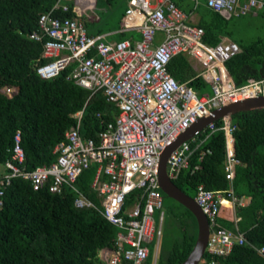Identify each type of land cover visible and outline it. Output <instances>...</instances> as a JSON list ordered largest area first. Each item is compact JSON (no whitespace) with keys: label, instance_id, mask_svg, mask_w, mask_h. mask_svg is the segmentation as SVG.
I'll list each match as a JSON object with an SVG mask.
<instances>
[{"label":"built area","instance_id":"2783aa9c","mask_svg":"<svg viewBox=\"0 0 264 264\" xmlns=\"http://www.w3.org/2000/svg\"><path fill=\"white\" fill-rule=\"evenodd\" d=\"M196 7L200 0H189ZM206 7L224 17H240L261 11L264 0H201ZM93 0H55L40 13L36 29L28 38L42 42L41 57L46 61L35 67L41 79H51L68 69L65 79L88 90L99 91L117 108L111 122L97 133V140L79 133L82 110L71 115L74 124L63 135L48 165L32 170L23 166L19 131L13 136L10 157L0 164V205L5 187L12 178L29 182L33 190L46 188L60 194L64 189L74 194L76 208L92 207L115 228L111 248H103L98 257L105 264H146L149 245L156 264L158 240L163 220L162 195L157 184L158 156L198 118L229 103L264 97V78L249 79L234 86L224 63L239 52L238 45L222 40L215 45L202 42L203 30L191 24L188 16L171 0H126L120 30H135L137 40L106 41L104 34L88 35L82 20L92 10ZM70 13V17L60 14ZM161 39L155 42V35ZM184 54L198 66V75L207 81L209 93L197 96L184 83H178L166 67L170 59ZM9 93L10 89L5 88ZM225 178L232 179V167L239 164L233 155L230 118L223 117ZM216 128L213 122L200 133L203 138L181 142L166 158L165 172L171 180L188 165L190 141L200 143ZM91 164L95 172L90 188L100 206L93 204L74 185L77 177ZM103 177V178H102ZM139 193L130 206H124L128 193ZM193 200L208 224L202 256L196 264H219L217 258L228 254L233 245L245 242L234 226L224 229L216 224L220 206L232 208L246 202L231 188L206 190L197 185ZM237 218L233 215L234 225ZM253 247V246H252ZM264 259V245L253 247Z\"/></svg>","mask_w":264,"mask_h":264},{"label":"trees","instance_id":"16d2710c","mask_svg":"<svg viewBox=\"0 0 264 264\" xmlns=\"http://www.w3.org/2000/svg\"><path fill=\"white\" fill-rule=\"evenodd\" d=\"M171 1L186 15H197L194 25L203 30L204 44L211 46L230 40L238 45L239 52L224 63L234 86L244 85L249 79L264 78V29L257 33L251 30L256 26V17L264 20L263 12L226 18L202 1L196 7L189 0ZM54 2L0 0V164L10 157L16 130L24 154L23 166L32 170L54 161L55 145L75 122L72 114L82 110L79 133L82 138L96 141L97 133L117 113V108L99 91L90 93L67 81L68 69L46 80L36 74L35 67L46 60L41 57L42 42L29 39L28 34L36 29L38 15L48 11ZM125 2L100 0L101 8L109 11ZM95 20H82L88 35L111 31L96 27ZM116 35L119 40L128 36L123 32ZM166 69L176 82L184 83L197 96L209 93L185 55L173 56ZM5 88L10 92L6 93ZM221 123L220 119L214 121L216 129L202 142L190 141L188 165L171 181L190 197L197 185L206 190L231 188L236 197H246L245 205L235 207L234 212L230 208L237 221L234 225L231 219L228 227L233 230L235 226L245 242L233 245L217 261L219 264H264L253 248L264 245V109L230 116L234 126L233 155L239 161L232 167L231 181L223 171L225 147L223 131L219 129ZM203 136L199 132L195 138ZM94 172L95 165L91 164L74 185L99 207V197L90 188ZM159 192L164 207L161 235L171 237L165 252L157 250L156 264H179L193 246L196 222L187 209ZM138 193V190L128 193L124 206L131 205ZM73 199L74 194L68 189L60 194L50 193L46 188L33 190L28 181L12 178L4 189L0 205V264H102L98 252L112 247L115 228L96 209L76 208Z\"/></svg>","mask_w":264,"mask_h":264},{"label":"water","instance_id":"95a60500","mask_svg":"<svg viewBox=\"0 0 264 264\" xmlns=\"http://www.w3.org/2000/svg\"><path fill=\"white\" fill-rule=\"evenodd\" d=\"M253 109H264V97L257 96L248 98L245 100L226 104L217 109H213L206 116L198 118L193 124L189 126L188 129L181 133L170 146L163 149L158 156L157 184L159 190L166 197L174 200L182 207L187 209L194 217L196 222V237L193 246L186 257L179 264H196L198 262L205 247L208 235V224L193 198L178 189L167 177L165 172L166 158L169 153L173 149H175V147H177L181 142L195 136L209 123L223 117L230 118L231 115L237 112L249 111Z\"/></svg>","mask_w":264,"mask_h":264},{"label":"rangeland","instance_id":"374dc122","mask_svg":"<svg viewBox=\"0 0 264 264\" xmlns=\"http://www.w3.org/2000/svg\"><path fill=\"white\" fill-rule=\"evenodd\" d=\"M101 7H102V5L100 3V0H93L92 11H87L85 13L86 16L84 17V20L85 21L91 20L95 17L96 20H95L94 24L96 25V27H99V28L103 29L104 31L106 30V28L111 30L109 32H104V34H106V35L109 33H112L111 36H109V37L107 36V38H105V40L106 41H115V40H117V35L115 34V32H117L121 28L120 21H121L122 17H120V14L125 9L126 2L124 4H121L119 7H117L113 11L104 10V8H101ZM248 15L249 14H247V16ZM98 18L102 19V21L99 22ZM119 19H120V21H119ZM195 20L196 19L194 18L193 21H195ZM254 21L256 22V26L251 28L252 33H257L258 30L264 29V20L262 18H260L258 16L254 19ZM90 26L91 25H89L88 28ZM191 63L196 68V70L199 69L198 66L195 65L193 62H191ZM205 83H206V87L209 88L207 81ZM208 92H209V90H208ZM193 196H194V194H193ZM193 196H191V197L193 198ZM170 204H171V202H170ZM162 210L164 211V207L162 208ZM231 219H233V214L230 213V207L225 206V205L220 206L219 211H218L217 216H216V224L221 228L228 229L229 224L231 222ZM168 228L169 227H167L165 230L168 231ZM163 229H164V226L162 223V226H161V232L162 233H163ZM167 231H165V232H167ZM171 234L173 235L174 233L171 231ZM170 237L171 236L168 234L166 235V237L162 236V235H161V237H159V240H158V252L159 253L165 252L168 249V246L170 243ZM154 242H155V240H154ZM154 242H152V244L149 245V250H150L149 257L150 258L152 255V250H153L152 246H153ZM148 262L149 261H147L146 264H149ZM102 264H105V262L102 261Z\"/></svg>","mask_w":264,"mask_h":264},{"label":"crops","instance_id":"0c3cea01","mask_svg":"<svg viewBox=\"0 0 264 264\" xmlns=\"http://www.w3.org/2000/svg\"><path fill=\"white\" fill-rule=\"evenodd\" d=\"M201 1H199V3H200ZM198 3V4H199ZM125 9H126V7H125ZM92 11V10H91ZM188 16V21L191 23V24H194V22L196 21H193L194 20V18L195 19H197V15L195 14V13H190L189 15H187ZM95 18V17H94ZM117 32H123V33H127L128 34V36L126 37V38H124V39H132V40H137L138 38H139V34L135 31V30H127V31H121L120 29L117 31ZM117 32H115V34L117 33ZM101 34H104V33H101ZM111 34L112 33H109V34H104L105 35V38H107V36L109 37V36H111ZM161 34L160 33H157L156 35H155V42L156 41H159L160 39H161ZM117 40H119V39H117ZM116 41V40H115ZM184 55V54H183ZM187 58H188V60L190 61V63L191 62H193L195 65H197L190 57H188L187 55H185ZM191 65H192V63H191ZM198 66V65H197ZM192 67H193V69L195 70V71H197V73L199 72V66H198V70H196V68L192 65ZM245 202H247V198L246 197H241Z\"/></svg>","mask_w":264,"mask_h":264},{"label":"flooded vegetation","instance_id":"af4514ba","mask_svg":"<svg viewBox=\"0 0 264 264\" xmlns=\"http://www.w3.org/2000/svg\"><path fill=\"white\" fill-rule=\"evenodd\" d=\"M164 222V216H163V220H162V223Z\"/></svg>","mask_w":264,"mask_h":264}]
</instances>
